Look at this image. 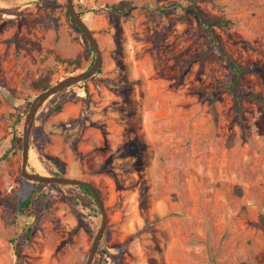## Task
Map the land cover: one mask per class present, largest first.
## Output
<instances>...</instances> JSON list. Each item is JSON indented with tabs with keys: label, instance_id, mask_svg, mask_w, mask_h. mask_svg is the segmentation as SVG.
<instances>
[{
	"label": "rangeland",
	"instance_id": "374dc122",
	"mask_svg": "<svg viewBox=\"0 0 264 264\" xmlns=\"http://www.w3.org/2000/svg\"><path fill=\"white\" fill-rule=\"evenodd\" d=\"M118 1L72 0L102 65L39 107L27 170L96 187L91 264H264V0ZM200 17L232 21L211 25L227 56L203 54ZM94 58L66 0H0V264L86 263L97 202L24 177L22 138L37 78ZM227 59L252 66L239 110Z\"/></svg>",
	"mask_w": 264,
	"mask_h": 264
},
{
	"label": "water",
	"instance_id": "95a60500",
	"mask_svg": "<svg viewBox=\"0 0 264 264\" xmlns=\"http://www.w3.org/2000/svg\"><path fill=\"white\" fill-rule=\"evenodd\" d=\"M66 6L68 13L72 19V21L76 24V26L79 28V30L83 33V35L87 38L89 41L92 49L95 52V58L93 63L85 70L69 75L66 78L52 84L48 88L41 90L37 96L34 98V100L31 102V105L29 107V110L26 114V120L24 123V131H23V138H22V164H21V174L36 182H56V183H69V184H76V185H84L86 186L90 194L93 196L95 201L97 202L100 211L102 213V223L95 235L94 241L91 245V248L89 250V254L86 260L85 264H91L93 260V256L96 252L98 243L101 239L104 227L106 225V213L104 206L101 201V197L99 195V192L97 191L96 187L88 180L79 178V177H71V176H51V175H44L37 172H29L27 170L26 162L28 158V152H29V139H30V131L33 124V121L35 119V114L39 107H41L44 102L50 98L52 95L56 94L57 92L61 91L62 89L71 86L74 83H77L83 79H86L87 77L91 76L95 72L99 71L102 65V53L99 49V46L97 44L96 38L93 36L91 30L88 28L80 14L74 9L72 0H66Z\"/></svg>",
	"mask_w": 264,
	"mask_h": 264
},
{
	"label": "trees",
	"instance_id": "16d2710c",
	"mask_svg": "<svg viewBox=\"0 0 264 264\" xmlns=\"http://www.w3.org/2000/svg\"><path fill=\"white\" fill-rule=\"evenodd\" d=\"M195 1L196 0H190L189 5L194 6ZM131 5H132L131 0H119L118 2H115L112 4H106L105 8H107L108 11L120 13V12H124L127 9H129ZM172 7L173 8L177 7V3H170L165 8H172ZM161 9H164V8H161ZM200 18H201V24L203 28L205 29V31H207V37H206L207 48L203 52V54L206 55L209 52H213L214 54L225 56L226 52L217 43L216 37L212 33L211 25L216 24V25H220L223 27H227L228 25L232 23V21H230L229 19H218V18L211 19L207 17L206 18L200 17ZM227 62H228V65L231 71V77L228 80V89L233 95V102L236 108L239 110L241 108L240 99L244 94H246L245 93L246 91L239 84V76L241 73L247 70H250L252 66L249 64L241 65L232 59H227ZM78 64H79V61H78ZM34 85L35 87L40 88V89L48 88L49 86H51L50 77L48 75H42L37 78V80L34 82ZM249 96L257 101H262V97L256 94H251ZM5 158H7V151L4 152L0 156V160L5 159ZM78 186L81 190L90 194V191L86 186L84 185H78ZM28 203H29V198H26L25 200L22 201L21 206L25 207L28 205Z\"/></svg>",
	"mask_w": 264,
	"mask_h": 264
}]
</instances>
